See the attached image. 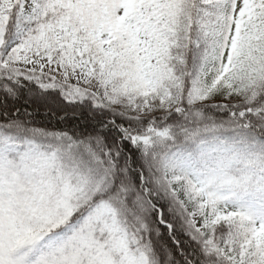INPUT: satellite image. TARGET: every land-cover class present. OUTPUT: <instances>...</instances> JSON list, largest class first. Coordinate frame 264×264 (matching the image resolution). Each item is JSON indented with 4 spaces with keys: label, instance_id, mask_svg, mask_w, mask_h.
I'll list each match as a JSON object with an SVG mask.
<instances>
[{
    "label": "snow or ice",
    "instance_id": "obj_1",
    "mask_svg": "<svg viewBox=\"0 0 264 264\" xmlns=\"http://www.w3.org/2000/svg\"><path fill=\"white\" fill-rule=\"evenodd\" d=\"M0 264H264V0H0Z\"/></svg>",
    "mask_w": 264,
    "mask_h": 264
},
{
    "label": "trees",
    "instance_id": "obj_2",
    "mask_svg": "<svg viewBox=\"0 0 264 264\" xmlns=\"http://www.w3.org/2000/svg\"><path fill=\"white\" fill-rule=\"evenodd\" d=\"M88 110L64 103L57 93H52L47 106L34 114L37 125L54 130L79 129L88 123Z\"/></svg>",
    "mask_w": 264,
    "mask_h": 264
}]
</instances>
